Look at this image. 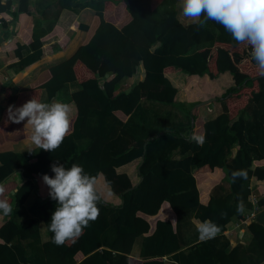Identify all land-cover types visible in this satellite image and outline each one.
Segmentation results:
<instances>
[{"label": "trees", "instance_id": "obj_1", "mask_svg": "<svg viewBox=\"0 0 264 264\" xmlns=\"http://www.w3.org/2000/svg\"><path fill=\"white\" fill-rule=\"evenodd\" d=\"M74 1L54 0L53 18L63 9L70 10ZM95 1L98 3L90 4L94 10L90 24L71 26L72 31L84 30L86 38L69 59L43 71L28 91L15 94L9 83L1 87L6 107L0 115V200L19 207L31 191L45 200L30 207L48 235L41 247L44 264L73 263L88 255L96 264H161L164 255H171L177 264H226L239 245L228 255H216L204 242L192 245L186 253L177 252V214L194 209L199 222L211 219L222 233L236 214L235 203L253 196L257 210L264 209V76L251 60L250 46L237 44L222 25L211 20L206 23L216 34L204 24L183 27L174 8L164 18L156 17L154 11L165 0ZM12 5L16 7L14 33L34 51V58L40 55L42 42L52 36L60 50L66 48L69 39L54 27L40 39L29 38L32 15L27 0H0L1 28ZM154 44L157 47L151 50ZM3 50H12L14 59L19 60L21 47L17 42L0 43V52ZM195 56L202 64L200 71L196 68L201 66L193 62ZM223 73L232 81L225 90L215 81ZM168 74L183 76L186 105H175L176 90L165 77ZM66 83L80 88L68 102L73 106L68 135L55 151L42 150L37 157L20 163L12 146L20 140L29 141L30 128L24 126L26 121L13 124L7 120L9 105L19 107L32 98L39 100L41 90L51 99ZM203 89L211 95L202 98ZM210 99L221 104L222 111L200 122L194 106ZM140 101L176 107L188 119L186 135L167 118L127 126ZM90 117L93 125L87 124ZM77 119L79 134L88 140L80 151L71 139ZM192 135H203V146L190 141ZM187 153L190 155L180 160L171 159L174 154ZM56 162L65 168L73 163L83 166L97 177L101 191H106L107 180L114 192L98 205L99 217L83 235L60 246L52 242L53 234L47 230L57 205L42 181L43 175H54L51 165ZM131 162H137L135 175L141 179L134 186L126 175L115 172ZM17 167L22 178L18 187L8 180ZM238 170H243L246 178L233 182L232 173ZM251 178L262 185L246 187L244 183ZM243 228L249 235L245 248L257 256L254 263L260 262L264 258V226L253 221ZM109 233L107 250L96 251ZM139 236L155 243L158 250L149 253L154 259L128 257ZM14 238L37 239V222L20 228L10 220V213L0 216V264H33L20 245H10Z\"/></svg>", "mask_w": 264, "mask_h": 264}, {"label": "crops", "instance_id": "obj_2", "mask_svg": "<svg viewBox=\"0 0 264 264\" xmlns=\"http://www.w3.org/2000/svg\"><path fill=\"white\" fill-rule=\"evenodd\" d=\"M92 1L96 2L95 0H76L73 4H71L70 10H61L58 16L54 19V0H27L28 10L32 15V28L29 35L31 40L44 37L53 27L59 29L61 33L69 39L66 48L64 50H60L56 44V37L52 36L48 38L42 42L40 55L37 58H34V51L31 50L29 45L23 43L14 33L17 27L15 23V5H12L8 9L6 25L5 27H0V43L7 45L14 41L20 45L21 50L20 58L17 61L14 59L12 50H3L0 52V115L3 108L6 107V101L1 93V87L3 84L9 83L11 85L12 91L15 94L28 91L29 87L36 81L38 76L43 71L66 61L80 47L86 38V33L82 29L72 31L71 26L74 23H78L81 26H87L90 24L94 14V10L90 6ZM171 8H174L176 12V19L183 27L194 24L192 21L184 18L181 15V0L163 1L161 5L154 11V15L158 18H164L166 14L169 13ZM206 24L204 25L208 27ZM156 47L157 44H154V46L151 47V50L155 49ZM28 60L33 61L27 66L19 68L20 64L25 63ZM165 77L176 90L175 105H186L185 96L182 90L183 76L180 74H168L165 75ZM173 80H175L177 83H174ZM215 81L216 84L221 86L224 90L230 87V85L232 86L231 78L227 73L218 75ZM121 83L122 85L124 84V82ZM79 90L80 88L75 83H66L51 99H47L45 91L41 90L39 100L42 102L68 103L70 100V95ZM195 109H197L196 115L199 121L205 122L219 115L222 111V106L221 104L217 103L210 108H203L201 106L197 108L195 107ZM153 115H155V119H153V121L156 119L160 121L163 118H167L169 122L174 123L175 128L181 135H186L183 130L185 127V121L187 124L188 119L181 112H179L176 107H161L146 101H140L138 103L134 112L129 117V123L127 122L126 124L129 125L131 121L134 123L142 122L143 124H150L152 121L151 117ZM93 122V117H90L87 120V124L89 125H93ZM79 124V119L74 121L71 135V139L75 145L76 151L83 150L88 145V140L79 134ZM12 152L18 157L19 162L23 163L28 159L37 157L42 152V150H39L35 146L31 145L28 140H20L12 146ZM189 155V153L183 156L174 154L171 159L180 160ZM136 167L137 162H131L115 168V172L117 174L126 175L129 178L131 185L134 186L139 182V179H137L135 175ZM191 170H193V168H191ZM8 180L14 182L17 187L22 184L19 167L15 169V172ZM244 184L248 188H251L254 185H262L261 182L256 181L254 178H251ZM222 193L223 188L220 191V194ZM44 201L45 200L38 197L34 191H31L23 204L19 207H12V211L10 213V220L17 227L23 228L31 221L37 222V239L19 240L14 238L10 242L11 246L20 245L24 250L25 258L28 261L33 262V264H44L41 247L42 244L48 241V235L43 222L30 212V207L33 205H42ZM255 203L256 199L253 196H250L244 202L235 203L234 207L236 209V214L232 216L229 222L225 225V230L217 235L214 239L208 241H201L198 238L197 226L199 220L197 219V213L195 210L188 209L180 211L177 214V252L186 253L188 248H190L192 245L198 242H204L213 249L216 255L219 253L228 255L232 249L239 245L240 248H237L236 253L232 255L233 257L226 259V264H264V258L260 262L254 263L257 260V256H254L255 254L250 253V251H247V248H245V245L249 241V237L243 227L247 223L253 221L264 226V209L257 210ZM241 204L243 206V211L238 212V205ZM53 207L56 208V206ZM1 215H3L2 212H0V216ZM110 218L111 217H109V219ZM243 221L246 223L244 225L240 224ZM110 237L111 233H109L107 237H103V242L96 251L100 252L101 250H107L106 247L110 242ZM156 250L158 249L155 243L149 244L143 237L139 236L134 239L128 257L137 261H143L144 259H154L155 257H150L151 254L149 253L155 252ZM143 254L145 256H143ZM170 256L171 255L161 256V264H177L171 259ZM89 257L90 256L88 255L85 258L76 260L73 263L69 260L70 262L68 261L65 264H79L80 262H84V264H96V262L91 260Z\"/></svg>", "mask_w": 264, "mask_h": 264}, {"label": "clouds", "instance_id": "obj_3", "mask_svg": "<svg viewBox=\"0 0 264 264\" xmlns=\"http://www.w3.org/2000/svg\"><path fill=\"white\" fill-rule=\"evenodd\" d=\"M181 15L193 23L205 24L211 20L223 26L237 44L250 46L251 60L260 76H264V0H181ZM73 106L63 102H42L32 98L19 107L9 105L7 120L13 124L26 123L30 128V144L46 152L55 151L68 135ZM190 141L199 146L205 143L203 135H192ZM49 177L42 176L48 195L56 202L47 230L57 246L75 241L83 235L90 222L99 217L98 205L114 196L110 182L105 180L106 191L98 187L96 176L87 173L83 166L73 163L65 168L58 162L51 165ZM246 178L243 170L232 173V180ZM3 189L0 188V192ZM12 207L0 200V212L7 215ZM238 212L243 206L238 205ZM221 229L211 219L197 226L201 241L214 239Z\"/></svg>", "mask_w": 264, "mask_h": 264}, {"label": "rangeland", "instance_id": "obj_4", "mask_svg": "<svg viewBox=\"0 0 264 264\" xmlns=\"http://www.w3.org/2000/svg\"><path fill=\"white\" fill-rule=\"evenodd\" d=\"M208 25V24H207ZM208 27H209V29L210 30H212L213 32H214V34H216V32H215V30L211 27V26H209L208 25ZM200 47H198L197 49H199ZM193 62H195V65H200L201 66V68L200 69H198V68H196L198 71H200L201 69H202V64H201V62H200V60L198 59V57H196L195 56V59H194V61ZM174 81V83H177L175 80H173ZM231 86V85H230ZM219 88L220 89H223L221 86H219ZM224 90V89H223ZM201 95H203L202 96V98L203 97H208V96H210L211 94L206 90V89H203L202 90V94ZM199 104V103H198ZM215 104H217L216 102H210V103H208L207 105H205V106H202L203 108H210L211 106H213V105H215ZM156 115V114H155ZM155 115H153L151 118H152V121H153V119H155ZM157 117V116H156ZM151 120V119H150ZM132 122L133 121H131L130 123L132 124ZM154 123V122H153ZM187 124H188V122H187ZM187 124H186V121H185V127H184V130H183V132L184 133H186V127H187ZM128 126V125H127ZM86 141V140H85ZM246 234L248 235V233L246 232ZM248 237H249V235H248Z\"/></svg>", "mask_w": 264, "mask_h": 264}, {"label": "water", "instance_id": "obj_5", "mask_svg": "<svg viewBox=\"0 0 264 264\" xmlns=\"http://www.w3.org/2000/svg\"><path fill=\"white\" fill-rule=\"evenodd\" d=\"M108 76V74H105V76L104 77H107ZM129 91V89H127L125 92H128ZM214 101V99H210V100H208V101H206V102H202V103H199V104H196L195 106H194V108L196 107H201V106H205V105H207L208 103H210V102H213ZM141 179L139 178V181H140Z\"/></svg>", "mask_w": 264, "mask_h": 264}, {"label": "built area", "instance_id": "obj_6", "mask_svg": "<svg viewBox=\"0 0 264 264\" xmlns=\"http://www.w3.org/2000/svg\"><path fill=\"white\" fill-rule=\"evenodd\" d=\"M246 222L245 221H243V222H241L240 224H242V225H244Z\"/></svg>", "mask_w": 264, "mask_h": 264}]
</instances>
